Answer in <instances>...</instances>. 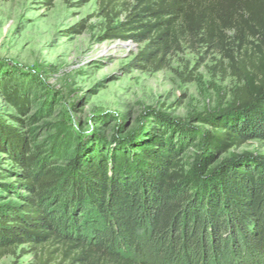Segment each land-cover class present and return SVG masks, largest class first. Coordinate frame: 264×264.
<instances>
[{
  "label": "trees",
  "instance_id": "obj_1",
  "mask_svg": "<svg viewBox=\"0 0 264 264\" xmlns=\"http://www.w3.org/2000/svg\"><path fill=\"white\" fill-rule=\"evenodd\" d=\"M97 15L102 40L143 44L139 70L164 69L184 48L216 52L236 81L230 99L194 125L147 110L126 136L119 125L84 144L63 120L37 144L0 119L12 166L0 174V257L22 246L39 264H264V156L233 152L264 141V0H97ZM22 90L0 80L20 114L31 102Z\"/></svg>",
  "mask_w": 264,
  "mask_h": 264
},
{
  "label": "rangeland",
  "instance_id": "obj_2",
  "mask_svg": "<svg viewBox=\"0 0 264 264\" xmlns=\"http://www.w3.org/2000/svg\"><path fill=\"white\" fill-rule=\"evenodd\" d=\"M82 20L86 28L80 34L70 31ZM104 26L97 0H55L51 7L41 0H0V80L11 77L31 100L20 114L0 92V119L21 133H34L37 144H47L63 120L84 144L95 137L108 140L119 125L118 135L126 136L147 110L194 125L195 114L219 110L230 99L236 81L216 52L184 48L169 57L164 69L143 71L131 64L143 44L102 40ZM45 101L51 104L45 106ZM32 115H38L35 122L17 125L15 120ZM233 152L264 156V141H249ZM193 154L189 149L185 157L192 160ZM11 169L0 152V174ZM21 248L29 252L20 246L0 257V264H39L37 254H23Z\"/></svg>",
  "mask_w": 264,
  "mask_h": 264
}]
</instances>
